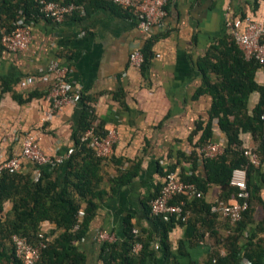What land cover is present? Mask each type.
Segmentation results:
<instances>
[{
	"label": "crops",
	"instance_id": "obj_1",
	"mask_svg": "<svg viewBox=\"0 0 264 264\" xmlns=\"http://www.w3.org/2000/svg\"><path fill=\"white\" fill-rule=\"evenodd\" d=\"M89 1L85 2V13L69 16L61 24L43 18L32 21L29 47L1 53L0 158L21 157L24 137L31 132L47 156L63 160L47 167H58L64 184L69 151L74 148L84 107L78 101L48 117L54 83L48 69L53 62L68 66L70 81L91 100L94 124L117 131L113 155L102 162L101 197L94 200L99 205L96 216L88 235L78 243L88 257L87 264H102L98 232L114 234L121 240L128 223L137 230H155L149 204L163 182V171L174 167L176 174L206 175L202 162L195 167L190 160L192 152L199 150L196 145L202 132L197 126L208 122L213 100L208 94L197 96L204 83L199 61L212 45L233 38L234 30L243 31L245 18L264 23V0H168V14L151 34L139 29L138 19L131 12L100 0ZM149 39L152 59L144 69L132 67L131 53L143 49ZM256 80L264 85V68L258 70ZM6 86L9 89L3 91ZM33 93L42 96L29 99ZM17 98L29 101L20 103ZM259 100V93L251 96L249 113ZM214 128L213 142L227 145L217 120ZM241 139L244 149L258 151L260 142L252 133H242ZM261 157L251 179L252 185L260 187L262 199L261 203L252 201L257 220L250 228L253 234L264 226L260 222L264 220V146ZM35 166L27 159L21 164L24 172L37 179L40 171ZM123 176L132 179L113 190L111 180ZM219 194L220 188L212 185L205 200L212 203ZM10 208L7 203L6 211ZM216 221L212 230L222 237L213 238L206 230L199 243L204 247H185L180 264H190L192 259L199 264L206 262V249L226 237L233 226L221 216ZM43 229L50 235L55 225L44 223ZM257 232L254 242L264 239V232ZM171 241L174 248L181 241L188 243L187 227L174 229ZM218 244L226 254L224 244ZM158 252L152 264L162 262L161 246Z\"/></svg>",
	"mask_w": 264,
	"mask_h": 264
},
{
	"label": "trees",
	"instance_id": "obj_2",
	"mask_svg": "<svg viewBox=\"0 0 264 264\" xmlns=\"http://www.w3.org/2000/svg\"><path fill=\"white\" fill-rule=\"evenodd\" d=\"M55 2H75L83 4L88 0H47ZM91 1V0H90ZM89 1V2H90ZM22 11L27 21H37L41 18L40 0H0V29L3 27L14 28V24L20 19ZM75 14H79L76 12ZM4 48L1 44L0 55ZM145 62L144 67L150 62L152 54V40H148L142 49ZM264 68L255 59L247 60L244 52L232 37L218 41L210 48L207 55L200 59L199 69L202 72L204 83L198 90L199 94H208L213 98L209 110V120L206 125L200 123L197 130L201 131V137L196 145L197 152H192L190 160L198 167L202 162L205 168V176L195 173L186 175L177 174L182 181L193 183L203 193L201 198L180 197L186 201L190 215L187 221H181L173 217L166 221L161 216H155L151 212V201L158 195L152 196L149 204V213L153 216L155 230L139 229L128 223L125 235L121 240L104 242L100 247L99 261L102 264H152L157 258L160 246L164 251L160 264H180V255L186 253L185 247L202 248L199 243L208 230L214 238L219 236L212 226L217 222L218 214L211 208L218 203H230L238 197V189L231 185L233 171L238 168L247 169L248 188L250 191L249 207L244 212L242 219L229 228V234L207 248L209 257L204 264H243L245 260L249 264H264V239L254 242L255 234L250 230L255 220L256 208L253 200L261 203L260 187L252 185V173L256 171V165L252 164L245 156L241 134L252 133L260 145L257 151L262 156L264 146V85L256 80L259 69ZM6 85V84H5ZM8 86V83H7ZM5 87L3 91L9 89ZM259 93L260 100L252 113H249L251 96ZM33 93L29 99L38 97ZM20 103L29 101L17 98ZM90 98L81 93L79 103L83 105V115L79 128L74 134V152L66 165L64 184H61L58 167H35L40 174L37 179L30 172L19 170H6L0 176V264H22L17 259L12 242L13 235L26 237L31 243L39 241L38 234L44 230V223L55 225L52 234L48 235L47 247L42 251L41 258L36 264H87L88 257L79 247L89 233L92 220L95 218L98 203L94 200L101 197L98 192L103 177L101 176L103 159L99 158L94 150L81 137L84 132L94 125L95 112L89 104ZM217 120L218 128L226 134L228 142L225 145V153L218 159L201 158L200 150L203 146L213 142L215 136L214 121ZM98 133H105L103 125L97 126ZM256 152V151H255ZM262 159V157H261ZM175 168H169L162 172L165 176L169 172H175ZM176 173V172H175ZM131 176L111 180L112 189L131 181ZM163 183V182H162ZM220 188L219 198L208 203L205 194L210 186ZM11 208L6 211V204ZM85 211V217L78 224V213ZM229 224V220H227ZM264 222V220L260 221ZM179 226H186L188 243L181 241L178 248H174L171 241V233ZM258 233V232H257ZM222 237V236H219ZM217 238V237H216ZM215 238V239H216ZM12 243L9 248L8 243ZM221 242L226 248V254H222ZM137 244L141 250L134 253ZM159 245V249H157ZM206 247V246H205ZM209 249V250H208ZM208 250V251H207ZM190 264H199L192 259Z\"/></svg>",
	"mask_w": 264,
	"mask_h": 264
},
{
	"label": "built area",
	"instance_id": "obj_3",
	"mask_svg": "<svg viewBox=\"0 0 264 264\" xmlns=\"http://www.w3.org/2000/svg\"><path fill=\"white\" fill-rule=\"evenodd\" d=\"M111 3L131 12L138 19V27L145 34H151L154 27L160 26L168 14V0H100ZM85 13V6L75 2H55L40 0L41 18L51 20L56 24L63 23L69 16ZM20 19L14 24V28L3 27L0 29L1 44L6 51L20 52L27 49L31 43L30 23L24 13L19 12ZM244 30H234L233 39L244 52L247 60L255 59L264 65V23H259L250 17L244 20ZM145 56L142 49H135L130 55V64L135 68H142ZM70 68L59 62H53L48 69V73L54 77L53 87L50 91L49 100L51 107L48 117L62 111L67 105H76L80 99L81 91L73 85L69 79ZM264 120V114L261 116ZM82 142L87 143L101 159H108L113 155L114 146L117 141V131L115 129L106 130L105 133H98L97 125L88 128L81 137ZM74 152V148L69 151V156ZM201 158L218 159L225 153V145L222 142H211L203 146L200 150ZM244 154L249 161L260 166L261 159L257 152L245 149ZM24 159L30 160L35 165L47 166L62 163L63 160H54L47 156L42 150L38 138L27 133L23 140L22 155L8 159L0 158V176L6 170H19ZM231 185L238 189V197L230 203H218L212 206L211 211L229 220L231 224L238 223L245 211L249 207L250 191L248 188V177L246 168H238L233 171ZM201 198L203 193L193 183L182 181L175 172H169L164 176L162 187L158 195L151 201V212L155 216H161L169 221L173 217L181 221H187L190 211L187 209L186 201L178 200L180 197ZM85 217L84 209L78 213V224ZM138 233V230H135ZM48 232L42 230L39 234V241L31 243L26 237L13 235L15 255L22 264H36L42 251L47 247L50 240ZM96 239L99 243L113 242L116 240L114 234L98 232ZM158 247V246H157ZM141 245L137 244L134 253L141 250ZM243 264H249L245 260Z\"/></svg>",
	"mask_w": 264,
	"mask_h": 264
},
{
	"label": "rangeland",
	"instance_id": "obj_4",
	"mask_svg": "<svg viewBox=\"0 0 264 264\" xmlns=\"http://www.w3.org/2000/svg\"><path fill=\"white\" fill-rule=\"evenodd\" d=\"M8 246H9V248H12V243H11V242H9V243H8ZM3 264H10V263H8V262H5V263H3Z\"/></svg>",
	"mask_w": 264,
	"mask_h": 264
}]
</instances>
